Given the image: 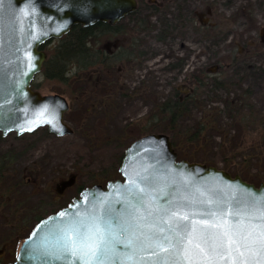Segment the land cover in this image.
Here are the masks:
<instances>
[{
	"label": "water",
	"instance_id": "1",
	"mask_svg": "<svg viewBox=\"0 0 264 264\" xmlns=\"http://www.w3.org/2000/svg\"><path fill=\"white\" fill-rule=\"evenodd\" d=\"M136 8V0H0L2 136L31 134L43 127L59 137L74 134L65 121L70 109L67 98L43 95L32 87L48 58L43 46L64 37L74 26L114 25ZM119 173L121 178L105 186L85 187L67 206L41 219L21 243L16 259L0 260V264H79L62 253L57 243V229L77 218L90 222V217L102 215L111 221L117 235H127L133 216L159 223L158 209L179 210L194 221L211 223L209 211L219 215L221 210L234 209L237 202L244 206L253 198H264V182L256 186L215 166L179 159L164 133L145 134L133 141L125 150ZM208 200L213 203H200ZM148 211L153 212L152 217ZM117 249L122 255L129 254L123 245ZM151 251L138 252V264H154L157 257ZM158 259L159 264H172L163 252ZM220 264H231V260L225 256Z\"/></svg>",
	"mask_w": 264,
	"mask_h": 264
},
{
	"label": "rangeland",
	"instance_id": "2",
	"mask_svg": "<svg viewBox=\"0 0 264 264\" xmlns=\"http://www.w3.org/2000/svg\"><path fill=\"white\" fill-rule=\"evenodd\" d=\"M138 1L140 5H143L149 0ZM228 1L229 7L233 5L230 9L225 8L223 4ZM191 4L196 10L195 24L208 25L215 20L218 26L221 24L219 27L222 24L226 25V29V23H228L233 31L232 39L230 37L228 41H224L220 52H218L219 48L216 50V58L206 42L193 44L188 41L181 43L178 40L175 43L166 44L156 40V32L150 31L142 37L143 42H139L131 30L126 36L102 33L98 38L97 48L108 53L116 51L117 45H129L131 40L139 46L144 44L147 49L144 47L146 51L136 53L139 55L138 58L126 62L123 73L118 74L114 70L112 76L104 77L102 85L105 89H101L97 96L90 100L88 96L69 100L72 94L67 91L71 86L61 81H51L46 77L39 79L36 91L43 95L60 94L70 101V109L65 114V121L73 129L74 134L59 137L49 133L44 127L34 133L21 136L15 132L2 136L0 132V159L7 158L4 162L7 171L5 174L8 176V179L0 183V195L6 191L9 193L4 203L0 198L1 252L9 249L8 242L4 240L11 232L5 223L11 218L16 205L23 210L19 217L23 216L24 210L29 211L33 208H36V212L46 215L77 196L78 187L82 184L89 185L92 181L91 174L97 175L96 179L103 181L96 184L105 186L107 181L102 179L100 173L114 174V169L120 166V158L126 148L136 139L148 134L141 128L142 125L145 126V117L154 110L157 103L169 95L172 89L179 87L181 91L189 92L190 88L184 81L192 71L206 70L214 74L213 71L228 67L232 59V51L237 54L251 41H259L256 49L263 43L260 40H264V0H220L213 11V0H194ZM240 22L244 26H241ZM121 27L124 29L122 25ZM57 40L59 39L51 40L43 46V49L49 53L58 45ZM233 41L236 43L233 44ZM172 52L175 58L188 59V64L184 66L180 76L167 70L172 56L170 59L168 57ZM251 57L253 63L264 64V61H261L264 57L258 60L256 54L248 55L245 59ZM245 59L239 64L241 63L242 66L248 64ZM121 66L122 63L118 67ZM230 69L225 75L231 76L234 69ZM95 70H90L87 75H94ZM244 82L248 86L250 80ZM81 84L79 86L84 88L85 84L83 82ZM110 84L117 91L123 88L127 93L120 104L115 105V96L118 94L111 91ZM87 89L93 88L88 85ZM253 92L256 102L263 100L264 79L260 85L253 88ZM152 133H164L170 137V134L165 131L158 130ZM186 151L188 154L184 159L190 162L203 163L225 170L221 166L208 164L210 154L207 150H196L194 146H189ZM229 173L232 176L239 175ZM71 176H74V179L71 180ZM117 178H121L120 173H117ZM246 181L256 186L260 185L256 184L259 178L256 180L250 178ZM33 217V212L30 211L27 214L25 212L24 217L16 224L21 226L18 232L26 236L27 228L33 225V222L31 223ZM25 222L29 223L24 224ZM23 240L21 239L12 248L14 252L19 250Z\"/></svg>",
	"mask_w": 264,
	"mask_h": 264
},
{
	"label": "trees",
	"instance_id": "3",
	"mask_svg": "<svg viewBox=\"0 0 264 264\" xmlns=\"http://www.w3.org/2000/svg\"><path fill=\"white\" fill-rule=\"evenodd\" d=\"M155 13L156 11H153V14ZM114 32L115 27L105 24H97L88 28L81 25L74 26L67 35L57 40L58 45L47 53L48 58L43 69L32 83L33 89L37 90L39 79L46 77L51 81H61L65 85L71 86L67 91L72 94L69 100L87 96L90 100L97 96L101 89H105L102 85L103 78L112 76L114 70L118 74L123 73L125 63L137 56L132 51H125V49L108 53V51L97 48V41L102 33L114 34ZM254 54L258 56V60L264 57V47L261 46L250 51L248 55ZM251 60L252 57L247 60L248 64L234 69L231 76L225 75L228 69L222 70L217 75L208 73L206 70L192 71L184 81L190 88L189 92L181 91L179 87L172 89L169 95L157 103L154 110L145 117V126L142 125V131L148 134L158 130L168 132L179 159H184L188 154L186 151L188 147L194 146L196 150L208 151L210 154L208 164L221 166L233 174L249 178L246 180L259 178L257 185L263 183L264 98L262 101L256 102L253 88L260 85L264 79V64L261 65V62H254V64ZM120 63L122 66L119 68ZM173 68L178 69L177 76H180L184 65L181 64L179 67L178 63H170L167 70L173 71ZM92 69H96L95 74L87 75ZM245 80H250L248 86L245 84ZM71 81L73 82L71 83ZM81 81L85 84L84 88L79 86L82 85ZM88 85L93 89H87ZM110 89L113 93L117 92L118 94L115 96V105L120 104L127 93L123 88L117 91L112 84H110ZM69 104H71L70 101ZM123 157L124 154L120 158L119 165H121ZM6 159H0V183L8 179L5 174L4 161ZM119 167L114 169V174L100 173L102 179L107 182L116 179ZM96 177L97 175L91 174L90 180L92 179V181L87 185L92 186L103 182L97 180ZM70 179H74V176H71ZM87 185L82 184L78 187L77 196L82 189L88 187ZM8 194L6 191L0 195V198L3 199L2 203ZM68 203L53 209L46 215L36 212V208L29 211L24 210V214L30 211L34 213L31 221L33 225L27 228L26 236L18 232L19 229L21 230V226L16 224L19 219L24 217V214L19 217L23 210L16 205L11 218L5 223L11 232L4 240V242H8L9 249L4 252L0 251V260L5 263L14 261L18 251L14 252L12 248L21 239L27 238L41 219L57 212Z\"/></svg>",
	"mask_w": 264,
	"mask_h": 264
},
{
	"label": "snow or ice",
	"instance_id": "4",
	"mask_svg": "<svg viewBox=\"0 0 264 264\" xmlns=\"http://www.w3.org/2000/svg\"><path fill=\"white\" fill-rule=\"evenodd\" d=\"M157 213L159 223L133 216L127 235H117L111 221L102 215L90 217V222L77 218L57 229V243L62 253L79 264H138L136 254L148 249L157 257L154 264H159L160 252L172 264H220L225 256L231 264H255L257 260L264 264V198H253L244 206L237 202L234 209L227 213L221 210L219 215L209 211L211 223L194 221L179 210L158 209ZM152 216L148 211V217ZM117 245H123L129 254L119 253Z\"/></svg>",
	"mask_w": 264,
	"mask_h": 264
},
{
	"label": "flooded vegetation",
	"instance_id": "5",
	"mask_svg": "<svg viewBox=\"0 0 264 264\" xmlns=\"http://www.w3.org/2000/svg\"><path fill=\"white\" fill-rule=\"evenodd\" d=\"M137 1V8L136 10L124 17L121 21L115 23L114 25H111L109 23H101L108 26L115 27L114 35L117 36H126L127 33L130 32V30L134 33V36L136 39H139V42H143V36L145 33L149 34V31L156 32L155 38L156 40L166 43V44H172L176 41H181V43L188 41L193 44H201V43H208L209 49L213 52V56L216 58L217 49L220 47L224 41L228 39H232L233 31L229 28L230 25L222 24L221 27H219L221 24H217V21L214 22L213 20L210 24H195V14L196 10L191 4L194 0H149L145 2L143 5H140V2ZM220 2V0H213V7H216V4ZM225 5V8L230 9L232 6L229 7V1L227 3H223ZM173 5V6H171ZM153 11H156L155 14H153ZM153 14V15H152ZM153 18L155 20H153ZM241 26H244L240 22ZM121 25L124 29H122ZM164 27V28H163ZM207 27V28H205ZM163 28V29H162ZM226 29V30H224ZM228 30V31H227ZM227 31V32H225ZM241 34V33H240ZM140 35V36H139ZM232 41V40H231ZM260 42H263L258 45V47L263 46L264 47V40H260ZM129 45H117L116 51H121L125 49V51H132L133 54L146 51L147 49L144 44L143 46H139V44H134L133 40L129 42ZM227 43V42H226ZM236 43L233 41V44ZM259 41H251L248 46L245 47V49L238 51L237 54L232 51V59L228 67H223L224 69H238L241 68V63L245 59V56L249 54V52L255 50L257 48V44ZM133 46V47H132ZM141 49H140V48ZM145 47V49H143ZM186 49V47L184 46ZM250 48V49H249ZM174 52L171 53V55L168 57L170 59V63H178L179 67L182 65L186 66L188 64L187 58H175L173 57ZM234 54V55H233ZM137 55V54H136ZM139 55L136 56L138 58ZM242 59V60H241ZM245 60H249V58H246ZM263 61V59H261ZM142 63V62H141ZM236 63V65H235ZM218 65V64H217ZM235 65V66H234ZM234 66V67H233ZM178 68V67H176ZM174 69L171 72H174L176 75H178V69ZM220 70L213 71L214 75L220 74L222 71ZM231 70V69H230ZM232 74V73H231Z\"/></svg>",
	"mask_w": 264,
	"mask_h": 264
}]
</instances>
